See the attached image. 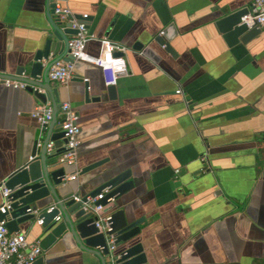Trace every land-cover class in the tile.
<instances>
[{
    "label": "crops",
    "instance_id": "obj_1",
    "mask_svg": "<svg viewBox=\"0 0 264 264\" xmlns=\"http://www.w3.org/2000/svg\"><path fill=\"white\" fill-rule=\"evenodd\" d=\"M253 1L65 2L73 16L88 14L87 33L96 39L87 52L100 55L99 39L108 37L125 48L117 53L128 65L116 98L102 69L89 62L77 61L67 84L50 80L59 102L69 101L80 117L77 164H65L78 179L65 190L87 194L106 169L131 170L135 185L121 202L135 218L145 217L140 238L149 264H264V31L230 46L215 26ZM47 10L48 0H0L1 74L15 76L45 47L53 32ZM171 24L176 56L156 40ZM50 55L69 59L56 38ZM40 104L26 88L0 80V185L30 161L38 140L41 154L48 133L32 116ZM61 119L59 108L54 133ZM50 142L61 154L64 142ZM99 161L101 167L80 173ZM12 231L40 242L44 264H101L65 221L39 225L31 218Z\"/></svg>",
    "mask_w": 264,
    "mask_h": 264
},
{
    "label": "water",
    "instance_id": "obj_2",
    "mask_svg": "<svg viewBox=\"0 0 264 264\" xmlns=\"http://www.w3.org/2000/svg\"><path fill=\"white\" fill-rule=\"evenodd\" d=\"M247 12L248 7L240 8L225 13L216 19L215 26L228 45L233 46L240 42L248 43L263 32L262 29L256 27L249 29L247 25L241 24L242 17ZM47 15L53 32L47 39L45 47L38 50L34 58L26 65L21 66L15 76L0 73V78L27 83L26 90L33 93L42 103L46 104L49 100L53 101V118L51 122L44 126L39 123L42 130L48 133L43 142L41 154H38L40 149L38 140L35 143L32 155L34 158L13 171L0 185V187L11 190V207L5 214L0 213V216L8 219V226L12 231L17 222L34 218V214L27 215L31 207L43 208L45 202L55 201L57 205L55 210L51 214H44L46 217L45 225L51 223L56 215L61 214V219L55 222L65 221L78 246L82 250L97 256L101 264H149L145 244L140 238L145 217L135 218L121 202V198L135 185L131 170L116 172L106 169L101 174L104 179L103 182L91 192L79 194L81 198L76 200L72 196L73 192L65 190L68 182H64L63 178L67 175V170L65 163L58 160L60 150L58 152L53 150L51 154L48 153L50 141L56 140L57 147L65 142V132L62 127L59 132H53V127L57 122L58 110L63 103L59 102L58 90L52 86L48 77L51 65L60 59L59 57L49 59L54 45V38L60 41L61 49L69 51V37L79 32L77 28L73 27L74 18H78V23H82L88 17L73 16L70 13L66 19H62L55 13L53 0H48ZM177 34L178 30L175 24H171L166 28L163 35L156 38L157 42L174 56L177 55V52L171 41ZM68 57L71 59L70 56ZM45 60L47 64H44ZM106 90L110 98H116L115 85L108 86ZM89 99L90 97L87 96V100ZM94 99L99 100L100 98ZM61 149L62 153L64 147ZM103 163V161H99L90 164L84 167L80 173L90 172L101 167ZM106 189H108V192L105 194L104 199L91 204L92 208L97 205H104L103 212L98 214L92 208H86L89 205L88 196H96ZM111 197L114 200L110 203L108 199ZM99 215H110V225L107 226V223L104 222L98 226ZM44 263V258L40 257L34 264Z\"/></svg>",
    "mask_w": 264,
    "mask_h": 264
},
{
    "label": "built area",
    "instance_id": "obj_3",
    "mask_svg": "<svg viewBox=\"0 0 264 264\" xmlns=\"http://www.w3.org/2000/svg\"><path fill=\"white\" fill-rule=\"evenodd\" d=\"M55 3V13L62 19H66L67 15L71 13L70 8L65 4L66 0H53ZM87 18L88 14H84ZM247 25L249 29L259 28L264 31V0H254L250 6H248V12L242 17V23ZM74 28H77L79 32L71 35L68 41V52L71 59L64 60L59 59L51 65L48 77L52 82L67 84L75 77V63L77 61H85L91 64L99 66L104 74L105 85H116L118 77L122 74L128 73V65L126 58L119 51H124L125 48L116 42H113L108 37H102L101 41V54L92 55L86 50V46L89 40L96 39L95 36L87 33L86 22L75 23ZM49 59H53L50 55ZM47 64V61H44ZM1 82L6 85H12L14 87L26 88L27 83L13 80L8 78H0ZM84 81L88 82L89 79L85 78ZM181 90L178 89L179 93ZM61 127L64 130V149L60 154V161L68 165H76L78 159V147L81 143L79 134L81 127L79 124V114L73 108L69 101L63 102L61 105ZM32 116L42 125H48L53 118V107L50 104H40L36 106L32 112ZM40 146V144H39ZM54 149V142L48 144V151L51 152ZM34 156H31L32 160ZM177 172L180 170L177 169ZM79 171L75 173L67 174L63 178L64 182H69L78 179ZM108 189L103 190L96 196H88L89 205L86 208H92L93 203L98 200L104 199ZM11 190L5 187H0V195L3 199L0 205V213H6L11 207L10 200ZM76 200L81 197L77 194L73 195ZM114 198L111 197L108 201L113 202ZM56 204H52L45 208L31 207L27 215L34 214V219L37 224H45V213L51 214ZM96 213L100 214L104 211V205H97L92 208ZM97 225L100 226L106 222L107 226L110 225V215H99ZM61 219V214L56 215L53 220L58 221ZM113 242V240H112ZM43 252L42 246L39 241H29L26 233L13 232L8 226V219L0 216V264H34Z\"/></svg>",
    "mask_w": 264,
    "mask_h": 264
}]
</instances>
